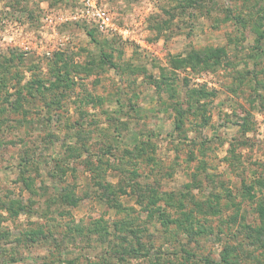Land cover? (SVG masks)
I'll return each mask as SVG.
<instances>
[{"label":"rangeland","instance_id":"rangeland-1","mask_svg":"<svg viewBox=\"0 0 264 264\" xmlns=\"http://www.w3.org/2000/svg\"><path fill=\"white\" fill-rule=\"evenodd\" d=\"M104 3L117 30L78 17V0H0V199L23 206L0 207V264H224L226 249L264 264V0ZM210 49L214 68L171 63ZM147 185L171 219L193 211L194 238L142 209ZM212 192L217 208L199 211ZM36 230L56 240L28 241Z\"/></svg>","mask_w":264,"mask_h":264},{"label":"trees","instance_id":"trees-1","mask_svg":"<svg viewBox=\"0 0 264 264\" xmlns=\"http://www.w3.org/2000/svg\"><path fill=\"white\" fill-rule=\"evenodd\" d=\"M227 15H228L227 16L228 19H233L236 22L242 21V20H240V18L238 16H231L229 10H227ZM263 17H264V15H263ZM87 33L92 35L91 32H87ZM257 33H258V37L255 40L256 41V49L260 50L261 49V43H262L261 41L264 40V25H263L262 30L257 29ZM222 53H223L222 49H214V50L210 49V51L207 50L206 52L200 51V50L199 51L198 50H192L191 52H189L184 57H179L176 59L172 58L171 63L174 64L175 67H179V66L183 65V66H190V67L194 68L197 65L203 64L206 67L214 68L215 64L220 62V60H221L220 57H221ZM253 79H256V78L254 77ZM40 87H42V86L40 85ZM193 95L194 94L191 93L189 95V97L191 98ZM261 99L264 100V98H262L260 96V100ZM178 106H181V105L178 104ZM174 110L176 111L175 128L181 130L182 124H183V119L185 118L187 111H184L181 108H177V107H175ZM143 151H144L143 148H138V150H135L133 152L134 154H131L132 155L131 158L137 157V156L142 157V154L144 153ZM24 159L29 160V158H26V157ZM61 169H62L61 171L65 172V170L63 168H61ZM97 185L99 186L101 192L103 193V195H104L105 199L108 201V203H110L112 206L113 205L117 206L118 202H117L116 197L114 196L115 195L114 193L117 190L113 188L114 186H111L110 184H104L103 182L100 184L97 183ZM148 187H149V189H148ZM156 190L157 189L155 187L147 185L146 187H144V189L142 191H139L138 202L141 204V206L145 205V200L147 198L151 199L150 206H147V204H146L145 206H143L142 209H146L147 211H149L150 217H151V215H154L158 212L160 217L165 219L164 222H172L173 221V223H176V226L178 229L186 231L191 236L193 234L197 233V232H195V230H193V223H194V219H195V217L193 215V211L192 210H189L188 212L182 211L183 207H181V203H182L183 198L185 196L183 194H178L175 192L168 193L167 195H164L169 201L175 202L176 205L181 207L180 208V213H181L180 217L171 219V217L168 214H165V212H163L162 209H160V207H155L157 200L161 199L160 195H156V192H155ZM77 198H78V196H76V194L74 193L73 190H66L65 188H63L57 194V199H59L61 202H64L66 204H75L78 200ZM213 199L216 201L218 198H217L216 194H214L212 192L209 195H207L206 200H203L200 202H195V205H196L197 209L199 211H202L203 213L212 212L217 208V206L211 204V201ZM0 207L3 208L9 215H13V216L18 215L19 211L23 210V206L14 200L2 201L0 199ZM256 211H257L258 215L262 219H264V200H262L261 202H259L257 204ZM40 235H42V236H40ZM112 236L114 238H117L118 235L116 233H112ZM194 236H192V238H194ZM26 237L29 238L28 241H31L32 243H34L38 239H43V238L46 239V238H50L51 236L50 235H44V232L42 230H36V231L32 232L29 236H26ZM135 237H136V241H139V239H141L138 236H135ZM121 238H123V237L121 236L120 239ZM52 239L56 240V237L52 238ZM97 239L101 242H105V241H108L109 243L114 242L112 239H110V235L108 234V231L105 228L103 230H100V234H98ZM230 251H231L230 249H226L222 255V262L224 264H230L231 263L229 261ZM134 254H136V253H134ZM116 260L117 261H115V264H124L126 262V258L121 257V256L117 257ZM12 261H15V260H12ZM65 261L66 260H64L63 264L65 263ZM69 263H71V262H69ZM204 264H217V263L216 262L214 263V261H212L210 259H206Z\"/></svg>","mask_w":264,"mask_h":264},{"label":"built area","instance_id":"built-area-1","mask_svg":"<svg viewBox=\"0 0 264 264\" xmlns=\"http://www.w3.org/2000/svg\"><path fill=\"white\" fill-rule=\"evenodd\" d=\"M77 16L93 23L99 30L109 32L117 30L113 15L105 7L104 0H78ZM120 33L123 31L119 30Z\"/></svg>","mask_w":264,"mask_h":264}]
</instances>
